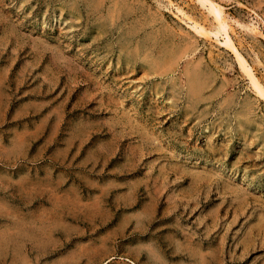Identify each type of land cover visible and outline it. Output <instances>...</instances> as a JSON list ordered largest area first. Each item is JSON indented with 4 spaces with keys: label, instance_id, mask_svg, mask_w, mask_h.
<instances>
[{
    "label": "rangeland",
    "instance_id": "obj_1",
    "mask_svg": "<svg viewBox=\"0 0 264 264\" xmlns=\"http://www.w3.org/2000/svg\"><path fill=\"white\" fill-rule=\"evenodd\" d=\"M263 94L264 0H0V264H264Z\"/></svg>",
    "mask_w": 264,
    "mask_h": 264
},
{
    "label": "bare ground",
    "instance_id": "obj_2",
    "mask_svg": "<svg viewBox=\"0 0 264 264\" xmlns=\"http://www.w3.org/2000/svg\"><path fill=\"white\" fill-rule=\"evenodd\" d=\"M211 2V4H212V6L211 7H217V4L216 3H214L213 1H210ZM210 4V5H211ZM220 16V15H219ZM216 19V18H215ZM217 19H218V22H219V25H221V24H224L223 22V20H224V18L221 20L220 19V17H217ZM222 29V28H221ZM204 30V29H203ZM201 31V30H200ZM217 32V31H216ZM201 33H203L202 31H201ZM218 33V32H217ZM230 43V42H229ZM230 47H233L232 46V44H228ZM235 47V46H234ZM234 51H235V48H234ZM238 51V50H237ZM239 54V53H238ZM240 57H241V55H240ZM244 60H245V58H244ZM240 64H241V66L243 67V69L246 67L245 66V64H244V61H242V60H240ZM157 65H158V63H157ZM246 69V68H245ZM200 70H201V68H200ZM195 71V70H194ZM190 73V72H189ZM198 76H200V75H198ZM255 76H252V81H254V82H252L253 84H255V86L256 87H260V85H259V82L257 83V81L255 80V78H254ZM199 80V79H198ZM191 82V81H190ZM193 82H195V81H193ZM199 82V81H198ZM197 82V83H198ZM202 82H204V80L202 81ZM200 83V82H199ZM205 83V82H204ZM192 84H194V83H192ZM193 86V85H192ZM203 86V85H202ZM205 86V85H204ZM194 91H195V89H194ZM261 93V92H260ZM264 95V94H263Z\"/></svg>",
    "mask_w": 264,
    "mask_h": 264
}]
</instances>
